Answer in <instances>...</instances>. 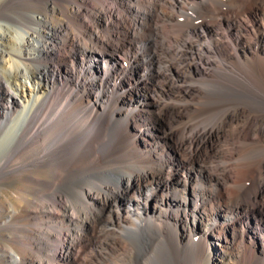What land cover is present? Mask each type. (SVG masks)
<instances>
[{
    "label": "bare ground",
    "instance_id": "6f19581e",
    "mask_svg": "<svg viewBox=\"0 0 264 264\" xmlns=\"http://www.w3.org/2000/svg\"><path fill=\"white\" fill-rule=\"evenodd\" d=\"M114 1L131 15L129 25L122 24L124 15L114 10L108 0L97 4L90 0H0V180L15 174L34 185L28 190L25 184L23 193L12 191L10 197L32 203L24 215L36 226L20 228L24 232L21 234L14 233L21 251L30 250L34 257L16 254L9 262L83 264L86 256L81 246L86 243L91 247L90 264H132L135 260L122 262L121 255L127 252L131 255L140 242L145 254L138 264L150 261L161 242L167 243L180 257L193 260L196 244L189 232V220L192 223L199 220L205 227V235L213 236L212 233L218 231L213 226L212 216L219 212L224 218L233 219L232 225L219 227L214 242L215 262L226 264L232 260L231 251L237 250L234 244L237 235L242 236L245 228L246 232L251 228L253 233L260 230L256 224L248 223L254 219V211L261 209L247 205L259 200L264 182L259 180L257 190L250 195L247 193L248 199L242 194L233 202L236 208H244L240 215L231 213L230 203L221 210L219 204L210 200L218 177H207L208 188L196 183V174L186 162L166 154L163 142L170 137L164 127L158 130L162 144L157 142L152 149L150 145L137 142L138 136L132 135L133 143L127 144L122 154L127 156L122 159L126 166H120L121 120L127 121V125L132 120L135 126L139 121L151 130L155 126L150 124L159 120L153 110L159 104L152 98L154 86L150 85L144 65L151 52L144 50V44L140 47L144 54L134 46L138 42L136 31L149 25L145 22L152 7L138 10L132 6L141 0ZM168 3L184 10L179 0ZM157 16L167 23L173 20L177 23V15L158 13ZM102 17L115 21L125 45L101 38L99 32L108 24L100 21ZM174 27L179 33L196 35L194 37L201 40L196 27L178 24ZM254 34L257 45H264V26L255 29ZM180 37L173 40L193 59L202 58V51L210 47L202 41L196 45L194 40ZM235 43L239 51L246 54L248 43L238 36ZM199 65L189 67L201 78L205 76L203 67L211 63L200 60ZM222 71L224 73L216 75V80L228 78L243 84L246 78V74L233 65ZM157 73L164 78L167 74L174 78L169 64L165 66V73ZM178 79L181 84L165 87L166 92L191 93L192 90L182 84L186 78ZM204 79L208 84L215 81ZM136 96L146 98L147 103L135 107ZM256 107L249 110L248 126L256 124L258 116L264 112L263 108ZM187 112L189 120L182 130L194 131L202 137L209 135L211 126L220 124L225 115L214 120L208 118L211 113L202 108H189ZM139 127L142 126L135 128ZM259 166H262L260 162ZM38 167L42 168L40 173L44 177L37 174ZM174 174H178L182 182L170 188L168 177ZM202 217L206 222L202 223ZM5 218L3 225L11 223V215ZM33 231L39 236L31 235ZM225 234H229L230 241ZM48 240L55 243L54 248L46 247ZM97 247L99 250L95 251ZM253 264H264V256Z\"/></svg>",
    "mask_w": 264,
    "mask_h": 264
},
{
    "label": "rangeland",
    "instance_id": "374dc122",
    "mask_svg": "<svg viewBox=\"0 0 264 264\" xmlns=\"http://www.w3.org/2000/svg\"><path fill=\"white\" fill-rule=\"evenodd\" d=\"M108 1L114 10L124 15L125 19L122 17V24L124 26L129 25L131 15H128L122 7L119 8V4L114 0ZM179 1L183 3L184 10L182 8L178 10L176 7L171 6L168 3L169 0H141V4H137L138 6L132 4L138 10H146V8L148 10L149 6L152 7L150 14H148V21L146 20L145 22L149 25L146 24L142 26V30L136 31L135 38L138 42L134 43V46L139 49L144 44V50L151 52H149L150 55L146 58L147 63L144 65L146 72H148L150 85L154 86V88L152 87V98L159 104L158 107L153 109L154 115H157L159 120L157 121L158 123L150 124L155 126L151 130H148L142 122H137V125H141L142 127L136 129L137 125H133L132 120L128 122V125L126 124L127 121L121 120L120 146L123 148L120 150V166H126V162L123 160L127 156L122 154L126 150L124 148H127V144L133 143L132 135L138 136L137 142L140 144L145 146L150 145V148H153L157 145V142L158 145L162 144L163 140H159L158 138L161 135L158 130L160 127H164L169 130L168 134L170 137L167 138V141L163 142L166 154H173L176 158L186 162L191 167L192 172L196 174L195 182L205 188H208L207 182L209 180L207 177L209 175L218 177L216 179L217 184H213L215 193L210 200L214 204H219L221 210H225L227 207L225 204L230 203L231 213L240 215L241 210H244V208H236L233 202H236L242 194L243 197L247 196L246 199H248L250 197L248 194L250 195L257 190L259 180H263L264 182V112L258 116L256 124L248 126L250 108H257L256 106H259L264 111V45H261L263 47L257 45L258 42L254 34L255 29H262V26H264V0H195L196 2L194 3H190L188 0ZM93 2L97 4L101 0H90V3ZM160 10L162 11L160 12ZM158 13H168L175 17L177 15V23H175V20L167 23L160 19V16H157ZM106 18L102 17L100 19L101 22L108 23L104 27L105 30L99 32L101 38L115 43L123 42L122 44L125 45L126 42L120 36V32H117L118 27H116L115 21L111 20V22L110 19ZM175 24L190 27L198 25L196 28L201 40L198 41L194 37L196 35L191 37L186 32L179 33L174 27ZM101 26L98 23V28L101 29ZM160 27H162L163 31H160ZM178 36H181L183 39L190 38L194 40V44L196 45L202 41L203 44L210 47L207 48L208 51H202V58L193 59L192 56L189 57V54L184 52L182 47L173 40L174 37L179 38ZM236 36L244 43H248L247 48H249L246 54L239 51L238 44L235 43ZM255 45L258 46L257 50H255ZM144 50H141L143 54L145 53ZM97 57L101 59L100 56ZM200 60L211 63L210 66L203 67L205 73L203 77L207 80L215 79L216 75L224 73L222 71L223 68L233 65L247 75H245L244 81L242 80L245 86H241L243 84L239 81L228 78H224L225 80L223 78L221 80L215 79L214 82L208 84L203 77L196 76L193 68L189 67V65L192 67L196 65L201 66L199 65ZM167 64L173 67L174 78H171L170 74H167V78H164L157 73V71L165 73V66ZM215 72L216 74L213 75ZM178 77L186 78L182 84L184 88L191 89V93L184 95L166 92V88L181 84V81L177 82L179 81ZM145 100L146 98L142 96H136L134 106L138 108L139 106L143 107V103H147ZM189 108H202L209 111L211 115L209 113L210 117L208 118L211 119L215 118L218 120L223 114H225V118L223 116L220 124L211 126L209 135L206 134L202 137L196 135L194 131L182 130L185 123L189 120L187 112ZM112 133V138H114L115 133ZM247 134L250 138L248 140H246ZM259 162L262 165L261 167L259 166ZM41 170V167L36 168L37 174ZM42 174L40 173L39 177H44ZM168 181L170 188H175V185H180L182 178L178 174H174L168 177ZM255 183L257 184L255 185ZM25 184L29 186L28 190L34 186L31 183L22 181L15 174L5 180H0V264H12L9 262V259L14 256L17 257L16 254L22 255L24 258L34 257V253L30 250L24 249L21 251L19 243L14 238L16 234L24 233L21 232V229H25L26 227L36 228L35 225L30 224L31 222L24 215L25 210L30 209L32 203L24 200L17 201L10 197L12 191L23 193ZM247 207L261 209L254 211V219L248 223L249 225L256 224L260 230L253 233L252 229L249 228L247 230L249 232H246V228L242 231V229H239L241 226H239L238 229L243 234L242 236L240 234L237 235L234 241L237 250L231 251L234 253L231 257L232 260L226 264H250V262L253 264L258 257L264 256V187L259 193V200L255 203L252 202V205L248 204ZM192 208L193 206L191 205L190 209ZM6 215H11V221H9L13 225L15 224L14 226L11 223L3 225ZM233 216L236 215L234 214ZM228 218L226 216L224 218L223 214L219 212L213 214L212 219L214 220L213 226L216 227L215 230L219 232V227L222 224L232 225L233 219ZM189 221V232L196 244L194 249L196 257L193 260L183 256L180 257L174 250L170 249L167 243L161 242L158 244L154 256L146 264H217L215 262L217 256H214V249L216 247L214 246V242L216 241L218 232L212 233L213 236H210V233L205 235V227L199 223V220H197V223H192L191 219ZM204 222H206L205 217H202V223ZM18 228H21L20 231ZM32 234L39 236L34 231ZM183 237L185 240V235ZM225 237L230 241L229 234H225ZM54 246L55 243L52 240H48L46 247L54 248ZM81 247L82 253L86 256L85 263L83 261V264H90L91 247L86 243ZM216 249L218 251V248ZM98 250L99 248L97 247L95 251ZM131 253V255L130 252H127L124 256L121 255V261L132 259L135 260L132 264H138L139 260H141L140 258L145 254L143 243H138L136 251H131Z\"/></svg>",
    "mask_w": 264,
    "mask_h": 264
}]
</instances>
